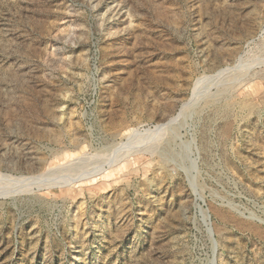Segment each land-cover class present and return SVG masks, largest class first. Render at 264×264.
Segmentation results:
<instances>
[{
    "label": "rangeland",
    "instance_id": "1",
    "mask_svg": "<svg viewBox=\"0 0 264 264\" xmlns=\"http://www.w3.org/2000/svg\"><path fill=\"white\" fill-rule=\"evenodd\" d=\"M0 264H264V0H0Z\"/></svg>",
    "mask_w": 264,
    "mask_h": 264
},
{
    "label": "bare ground",
    "instance_id": "2",
    "mask_svg": "<svg viewBox=\"0 0 264 264\" xmlns=\"http://www.w3.org/2000/svg\"><path fill=\"white\" fill-rule=\"evenodd\" d=\"M184 107H185V106H184ZM185 108H186V107H185ZM185 108H181V110H182V109H185ZM182 111H183V110H182Z\"/></svg>",
    "mask_w": 264,
    "mask_h": 264
}]
</instances>
